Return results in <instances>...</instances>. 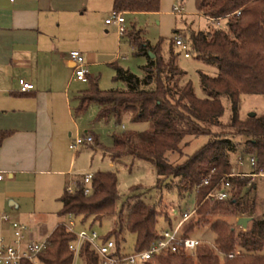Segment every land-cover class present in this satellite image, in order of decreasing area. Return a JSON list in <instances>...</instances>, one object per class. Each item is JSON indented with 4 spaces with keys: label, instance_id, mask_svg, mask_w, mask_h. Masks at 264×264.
Returning a JSON list of instances; mask_svg holds the SVG:
<instances>
[{
    "label": "trees",
    "instance_id": "obj_1",
    "mask_svg": "<svg viewBox=\"0 0 264 264\" xmlns=\"http://www.w3.org/2000/svg\"><path fill=\"white\" fill-rule=\"evenodd\" d=\"M161 0H114V9L122 12L158 11ZM202 15L214 19H227V29L192 33L191 50L197 59L217 66V74L199 72L204 96L195 93L191 80H185L179 89L172 86L174 75H185L176 65L173 40L168 54L153 47L135 28L121 33L136 54L145 55L147 63L139 76L115 64V80L125 88L102 90L98 79H90V87L80 98L78 111L85 110L92 102L99 107V118L111 116L120 119L125 111H132L135 121L150 122V129L142 132H122L114 135V144L107 149L112 160L125 156L139 158L153 164L164 178L178 179L180 192L196 193L197 206L182 226V237H190L197 223L207 222V215H252L255 201L250 203L248 194L255 187L246 176L233 171L230 154L238 151L236 137H246L242 154L255 157L256 165L250 171L264 170V114L239 115L242 94H264V0H195ZM239 11L237 15L235 12ZM153 54V56L150 55ZM169 55V56H167ZM168 57V58H167ZM168 59V60H167ZM222 97L230 102L229 128L234 130L214 132L222 127L224 105ZM209 135L210 140L179 164L170 162L168 153L179 151L181 142L189 136ZM94 140V137H93ZM241 159H243L241 157ZM207 184L202 182L209 176ZM117 175L112 171L93 174L90 194H84L81 184L74 193L65 189L60 198L61 215H73L80 223L102 221L116 217L115 227L103 241H115L117 256L148 250L161 236L157 218H162L173 229L169 213L159 211L158 205L137 199L124 209H117L119 192ZM135 186L131 190L135 191ZM226 190L228 198H207L209 193ZM138 197L139 194L133 195ZM212 204L210 205V203ZM183 216V214H182ZM181 220V219H180ZM179 220V221H180ZM209 222V221H208ZM236 223L218 219L212 223L215 233L213 245L200 241L192 250L180 248L177 252L163 251L143 261L144 264H264V220L253 218L245 230L237 231ZM91 229V227H90ZM135 236L132 249H128L125 234ZM76 240L74 233L59 224L47 239V247L38 255L41 264H73L75 252L70 244ZM195 255L197 262L188 253ZM232 254V257L230 255ZM83 264H100V257L89 243L80 250ZM21 264H36L23 260Z\"/></svg>",
    "mask_w": 264,
    "mask_h": 264
},
{
    "label": "crops",
    "instance_id": "obj_2",
    "mask_svg": "<svg viewBox=\"0 0 264 264\" xmlns=\"http://www.w3.org/2000/svg\"><path fill=\"white\" fill-rule=\"evenodd\" d=\"M114 10V0H0V233L8 241L4 213L27 224L32 238L48 232L25 201L43 177L69 171L62 130L72 117L69 98L80 101L87 83L75 78L69 52L83 53L90 79L99 80L107 65L115 71L123 40L117 24L105 23ZM20 79L34 88L21 92Z\"/></svg>",
    "mask_w": 264,
    "mask_h": 264
},
{
    "label": "rangeland",
    "instance_id": "obj_3",
    "mask_svg": "<svg viewBox=\"0 0 264 264\" xmlns=\"http://www.w3.org/2000/svg\"><path fill=\"white\" fill-rule=\"evenodd\" d=\"M178 7L180 12H175L174 8ZM110 15L108 16V18ZM125 29L135 28L140 34L147 39L153 47H159L163 54H168L169 48L177 36H182L188 44L189 57H186L184 51L173 44V50L176 54V65L185 72V75H174L171 84L174 88L179 89L184 79L191 80L195 93L203 97L204 93L200 85L199 72L209 75L217 74V66L206 61L197 59L192 53L191 39L192 33L199 31L212 32L216 29H227V19L222 18L219 21L208 20L205 16L199 13L196 9L195 0H161L158 11L153 12H124ZM122 58L118 60V64L133 73L143 76L144 69L142 68L147 63L145 55H138L131 45L130 41L124 39L121 45ZM169 56V55H167ZM168 58V57H167ZM168 60V59H167ZM100 89L109 90L112 88H125V84L115 80L114 68L107 65L102 70L101 78L98 80ZM90 81L84 84L83 91L88 89ZM224 105V114L221 118L222 127L214 126V132L222 130H234L229 128V118L231 113L230 102L226 97H222ZM72 117L66 115L65 126L69 130H62V133L68 138L67 153L70 156L68 160L69 171L63 176L49 175L43 177L42 185H39L33 197L26 199V209L34 212V218L44 219L47 221L48 232L43 236H39L38 240H43L51 233L56 223H68L70 217L68 215H60L62 203L60 197L63 195L66 187L73 184L79 178L88 173H97L100 171H112L117 175V187L119 199L117 201V209H124L127 214L128 206L132 205L137 199H142L148 204L158 205L159 211L169 213L170 219L175 226L182 214L191 212L197 206L196 193L180 192L177 188L178 179L171 177L164 178L158 175L152 163L131 156H125L118 161L110 158L107 149L114 144V135L122 132H142L149 130L151 125L148 121H135L132 111H125L120 119L113 116L109 118H99V107L92 102L83 111H78L80 101L74 96L69 98ZM255 113L256 116L264 114V94H242L240 98L239 115L243 121H247V116L250 113ZM72 136H69V133ZM90 134L94 137L93 142L82 146L78 152H73L69 148V143L77 135L85 136ZM209 135H200L198 137H186L180 144L179 151H171L167 155L173 164L182 163L190 155H192L201 146L210 140ZM238 141V151L230 154V162L233 171L245 172L250 171V155L242 154L245 147L246 137H236ZM242 163H238L239 159ZM110 162L113 163L110 166ZM72 177V178H71ZM250 183H254L255 187L248 194L250 203L255 201V211L252 215H245L257 219L264 220V176H259L252 182L250 177H245ZM138 189L132 191L133 187ZM139 194L138 197L133 195ZM212 202L210 203V205ZM58 209V210H57ZM241 215L228 214L222 215L213 213L207 215V222L197 223L191 237L203 241L206 244L213 245L215 233L212 231V223L218 219H224L229 223H236L237 231L243 229L237 225V220ZM76 220V230L82 229L95 230L98 235L105 236L116 225V217H108L102 221L92 223L87 221L84 224L80 223V219ZM21 221V220H20ZM209 221V222H208ZM250 222L248 223V226ZM168 229V223L159 216L157 218V229ZM245 230V229H243ZM125 246L132 249L135 236L133 234H125ZM189 256L197 262L195 255L188 253ZM75 264H83L82 258L75 256ZM136 264H144L143 261H138Z\"/></svg>",
    "mask_w": 264,
    "mask_h": 264
},
{
    "label": "built area",
    "instance_id": "obj_4",
    "mask_svg": "<svg viewBox=\"0 0 264 264\" xmlns=\"http://www.w3.org/2000/svg\"><path fill=\"white\" fill-rule=\"evenodd\" d=\"M175 12H180L178 7L174 8ZM237 11L235 14H239ZM210 19V18H209ZM214 20V19H211ZM219 21V20H216ZM124 12L114 10L110 17L105 20L106 24H117L119 32H124L126 29L124 27ZM176 46H179L186 57H189L188 52L189 46L182 38V36H177L175 38ZM69 59L74 64V76L77 80L88 82L91 77L88 63L86 62L85 56L80 50L74 49L69 52ZM20 91L27 92L34 88L33 83L27 82L23 79L19 80ZM93 142V136L87 134L85 136L77 135L71 142L70 148L73 151H77L82 146ZM238 163H242V159H239ZM250 166L254 167L256 165L255 157L250 158ZM242 175L250 177L253 182L256 177L264 176V170H260L258 173H233L232 175ZM209 176L204 178L202 185L207 184L209 181ZM4 179V174L0 171V181ZM93 174L88 173L80 177L79 180L70 184L66 187L68 193H74L78 185L81 184L83 187L84 194H90L93 191L92 187ZM228 192L226 190H217L209 193L207 198L214 197L219 200L228 198ZM193 211L183 213L182 219L176 224L173 229H165L161 232V236L157 239L148 250L142 252H134L125 254L122 256H117L115 254L116 246L115 241L110 239L108 241H103L102 237L93 229H82L80 231L76 230V220L73 215H70V220L68 223H63L66 229L75 234L76 240L70 244V249L75 252V256H79L81 247L85 243H89L91 247L97 252L100 257V264H136L138 261H145L152 256L161 253L163 251L177 252L180 248H184L186 251L194 249L200 241L193 237H182V226L189 217L192 215ZM2 220L8 223L12 230V240L8 241L6 237L0 233V264H21L23 260H31L36 264H41L38 262V255L44 251L47 247V239L38 240L30 236V228L27 224L19 222L11 217L9 213H4L2 215ZM232 257V254L230 255ZM75 264V261L74 263Z\"/></svg>",
    "mask_w": 264,
    "mask_h": 264
},
{
    "label": "water",
    "instance_id": "obj_5",
    "mask_svg": "<svg viewBox=\"0 0 264 264\" xmlns=\"http://www.w3.org/2000/svg\"><path fill=\"white\" fill-rule=\"evenodd\" d=\"M151 56H153L152 53H150ZM255 113H250V116H254ZM252 220V217H249V216H242V217H239L238 220H237V225L241 226L243 229H246L247 226H248V223Z\"/></svg>",
    "mask_w": 264,
    "mask_h": 264
}]
</instances>
